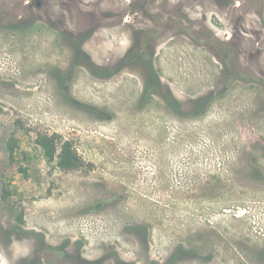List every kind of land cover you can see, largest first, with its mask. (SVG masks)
<instances>
[{
  "label": "rangeland",
  "instance_id": "374dc122",
  "mask_svg": "<svg viewBox=\"0 0 264 264\" xmlns=\"http://www.w3.org/2000/svg\"><path fill=\"white\" fill-rule=\"evenodd\" d=\"M146 26L97 35L79 61L44 23L0 22V264H171L177 244L189 252L175 264H260L264 188L251 165L264 163V81L219 78V61L177 33L113 76L95 68L117 64L113 42L133 49ZM155 69L181 107L144 92ZM40 133L58 151L71 141L83 166L48 160Z\"/></svg>",
  "mask_w": 264,
  "mask_h": 264
},
{
  "label": "flooded vegetation",
  "instance_id": "af4514ba",
  "mask_svg": "<svg viewBox=\"0 0 264 264\" xmlns=\"http://www.w3.org/2000/svg\"><path fill=\"white\" fill-rule=\"evenodd\" d=\"M0 3L3 8L0 10V22H5L11 32L17 33L23 26L33 28L44 23L54 38L72 46L79 61H92L89 44L97 35L106 34L107 38H111L134 29L141 22L149 24V27L135 29L133 49L122 47L119 37L113 42V49L117 46L121 55L117 64L99 67L93 61L96 69L110 71L111 76L122 67L145 59L146 54L153 57V53L148 51V44L177 33L192 41L190 43L198 44L204 53L219 61V78L225 74L230 79L239 69L251 81L256 82L259 78L264 81V73L259 69V62L264 61V48L260 47L263 38L257 32L259 27L264 28V9L259 10L252 0H0ZM9 3L12 5L10 8L7 6ZM236 85L225 83L218 87L224 93ZM151 88L170 107L182 106L156 69L144 92ZM209 102L210 99L199 100L203 107ZM256 151L260 150H253V155H261L255 154ZM254 161L251 167L256 184L264 188V163H259L256 158ZM237 176L243 179L241 173ZM220 183L225 184L226 181ZM185 252L189 251L184 244H177L176 260L171 264H175ZM260 256V264H264V249ZM235 260L234 264H237ZM157 262L161 264V261Z\"/></svg>",
  "mask_w": 264,
  "mask_h": 264
},
{
  "label": "trees",
  "instance_id": "16d2710c",
  "mask_svg": "<svg viewBox=\"0 0 264 264\" xmlns=\"http://www.w3.org/2000/svg\"><path fill=\"white\" fill-rule=\"evenodd\" d=\"M59 137L56 134L40 133L37 144L41 147L45 157L50 161L57 160V165L65 171L77 170L84 164L71 141H64L58 151Z\"/></svg>",
  "mask_w": 264,
  "mask_h": 264
}]
</instances>
